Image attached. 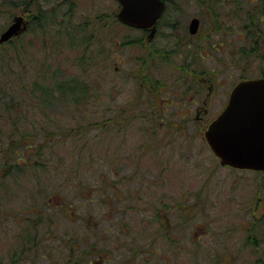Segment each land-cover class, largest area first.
Returning <instances> with one entry per match:
<instances>
[{"label":"rangeland","instance_id":"1","mask_svg":"<svg viewBox=\"0 0 264 264\" xmlns=\"http://www.w3.org/2000/svg\"><path fill=\"white\" fill-rule=\"evenodd\" d=\"M11 1L0 0V5L6 3L4 7H0L2 10L0 13V60H2L0 61L2 62L0 132L2 133L10 131L16 135L26 130L23 122L19 124V131H16L7 121L6 104L13 99L17 103L15 109L23 108L28 120H37L35 112L27 105L31 85L34 82L33 77L43 75L44 72L48 75V80L54 81L56 78L64 80L71 79L80 72L77 65L83 50L70 48L66 35L72 32L74 26H79L77 28L81 29L82 24L87 20L93 21L94 26L89 30L94 37L87 51H90L89 56L98 55L100 52L101 63L95 66L96 61H92L90 75H85L89 80L91 91L97 94L95 102L93 100L87 109L95 118L88 129V136L93 137L97 144H102L97 145L98 148L94 146L102 157L97 163L109 170L113 164L117 171L124 174L125 181L121 182V178L118 181L116 177H111L113 179H110V183L119 187L118 193L122 199H127L124 203H118L119 208L123 210L125 205L128 209L125 213L127 230L125 232L114 230L104 235L102 237L104 240L100 241V246L108 250L101 253L106 258L110 257V261L104 263L94 258L93 264H256L257 261H261L260 255L255 253L256 248L247 243V235L250 230L257 234L262 231L264 234V225H259L264 220V173L221 166L219 159L211 152L204 138V132L224 108L234 86L245 77L257 78L260 75L259 69L264 64L261 60L254 59L245 63L246 57H243V52L248 51L258 37V31L254 30L255 26L247 27L248 15L260 11L264 0H172L171 8L179 7L177 17L181 18L184 24L195 15L204 18L201 34L193 41V43L198 41L200 45L190 46L187 52L185 45L187 41L184 40L176 50L177 53L182 54V58L177 54L167 53L165 57L167 59L163 60L165 67L157 72L140 71L145 58H141V55H146L145 49L132 42L134 35L130 28L108 19L119 8L115 0H69L68 4L70 5L71 2L73 4L72 9L66 6V0H35L32 5L17 9L13 8ZM21 1L16 0V2ZM52 5L56 9L53 12L56 23L49 25L51 27L32 29L31 16L45 8L49 9ZM96 17H106L108 25L103 28ZM15 22H21V29L11 39V45L1 46L2 34ZM259 34L262 36L264 32L260 31ZM251 41L253 43H250ZM207 49L211 50L210 55L204 51ZM16 51L19 57L15 54ZM186 64L196 65L197 70L194 71V67L192 70H184ZM204 78L207 82H201ZM210 86H213L211 93ZM157 88L161 90L157 91ZM194 98L199 99V105L191 103ZM129 101L135 106L133 114L138 110L139 103H145L144 108L148 113H151L155 104L159 103L161 111L163 107L167 108L166 122L172 125L168 133L166 131L164 144H167V147L165 146L152 159H144L143 154L146 150L143 145L145 135L143 129L148 124H143L144 121L139 118L132 123L131 128H128L131 134L129 148L135 151V158L139 160V171L136 173L139 174L135 177L133 173L137 168L135 165L137 161L127 159L112 162V156H117L118 151L121 158L127 152L114 141L110 144L101 124L94 125L97 122L96 118L115 113ZM165 103L170 106H165ZM198 107L201 108L199 116ZM44 110L46 117L53 121H61L62 125L79 116H73V111L64 105L55 104L47 106ZM127 110L129 111L127 118H130L132 111L130 112V108ZM37 144L38 141L35 145ZM7 147L6 140H1L0 163L3 156H6ZM151 148L154 150L157 145L149 146L147 151ZM54 165L56 166L57 162ZM97 166L98 164L93 170V175L97 174L95 171L98 170ZM61 174L66 176L65 170ZM43 176H45L42 180L43 187L38 185L37 190L40 187L43 190H52L60 182L58 179L48 177V174ZM91 180L98 181L93 176ZM33 181L35 188L39 180ZM147 184L149 186L146 189ZM104 190L109 191L108 188ZM201 190H205V193H202L197 201L196 196ZM69 191L71 190L66 189L60 200L75 201L74 206L78 211L79 197ZM207 194L208 198H203ZM12 195L2 200L4 208L0 211V264L8 263L12 249L22 243L20 236V239L16 237L19 233L16 227L19 221H16L19 220L17 213L26 206H24L25 197L18 191ZM177 201L183 203L181 208L175 206ZM162 203L173 208L169 213L164 209L161 210L165 227L159 226L155 216L149 212L150 208ZM107 209L108 205L105 204L98 206L94 212L91 208H81L76 219L81 222L99 221L102 220ZM181 209L185 221L187 220L183 225L182 233L176 228ZM8 211L10 213L5 219V212ZM40 215L46 218L48 213L42 209ZM83 217L85 219L82 221ZM108 217L110 218L109 215ZM258 219L260 222H255ZM109 220L111 219L104 223L116 225L109 223ZM56 221L58 225L50 223L49 227L39 226L40 230L46 232L49 228L54 229L56 236L59 237L62 231L71 228H75L78 232L80 230L81 222L70 225L66 218L61 219V223L57 219ZM122 226L125 229V226ZM129 227L132 232L128 231ZM49 233L46 232V236ZM86 233L82 230L81 235ZM215 233L219 235L213 237ZM86 235L88 238L91 237L89 234ZM96 235L97 233L93 234V239L86 240L88 244L92 245L97 239ZM191 236L194 239L199 237L198 244L201 245L199 248L187 244L189 241L187 239ZM48 238L44 240L46 244L44 248L50 246ZM174 239L179 240L178 246H175ZM77 246L79 254L87 247L86 244L79 245V243ZM56 257L47 255L43 260L37 257L33 262L31 258L30 262L31 264H62L63 260ZM66 261L67 259L64 260L65 263ZM126 261L129 263H125Z\"/></svg>","mask_w":264,"mask_h":264},{"label":"trees","instance_id":"2","mask_svg":"<svg viewBox=\"0 0 264 264\" xmlns=\"http://www.w3.org/2000/svg\"><path fill=\"white\" fill-rule=\"evenodd\" d=\"M68 2L69 0H66V6L72 9V2L70 5ZM10 3L13 4V8L17 9L30 6L35 3V0H22L21 2L12 0ZM5 4L6 3L0 5V7H4ZM260 9L261 10L257 11L254 15H248L247 27L251 28L255 26L254 30L258 31V37L255 39L254 43L252 41L250 42L253 43L252 47H249L248 51L243 52V57H246L245 63H249V60L254 59L261 60L264 64V35L261 36L259 34L260 31L264 32V5L260 7ZM55 10L56 9L52 5L49 9L45 8L37 14H33L31 16L32 29H43L52 23H56V19L53 18V12H55ZM0 13H2L1 9ZM55 18H57V16ZM97 19L98 21L100 20V24L103 28L108 25L106 17H96V20ZM108 19L113 20L116 24H120L118 20H116L115 14L112 17H108ZM82 26L83 28L81 29L77 28L79 26H74L71 29L72 32L66 35V39L70 43V48L83 50L82 54L80 53L81 56L77 65L80 68V72L71 79L61 80L59 78L58 80L56 78L54 81L48 80V75L44 72L42 73L43 75H33L35 77H33L34 82L31 85L29 93L30 98H28L29 101H27V105L30 110L35 112L34 114H36L37 120H28L26 118L27 116L24 114L23 108H20V110L15 109V105L17 104L14 101L15 99L6 104L5 111L8 113L7 121L10 123L11 128L19 131V124L21 122H23L25 124L24 127H26L24 133L19 132L16 135H13L10 131L5 133L0 132V141H4L5 139L8 146L6 149V156H3L0 163V211L4 208V202L2 200L13 196L12 194L15 191H18L19 194H23L25 197L24 206L26 205L25 208L19 210L17 213L19 220L16 221H19V224L16 225L19 230L18 236L16 235V237L19 238L20 236L22 243L20 246L12 249L10 259L6 264H31L37 257L43 260L47 255L48 257L57 256L56 258H61L63 260L62 264H67V262L70 264H93L95 262L93 260L94 258H98V260L104 263L109 262L110 257L106 258L103 253H101L102 251H108L100 246V241L104 240L102 237L112 233L114 230H120L122 232L127 230L126 225L128 224H126L125 220V213L128 211V209H126L127 206L123 205V210H121L118 204L119 202L124 203L127 199H122L118 193L119 187L113 186V184L111 185L110 183V179H113L111 177H116L118 181L119 178H121L122 182L125 181V176L117 171L113 164L111 165V170H109L97 163L102 157L99 150L94 146L98 148L97 145L102 144H97V141L93 137L90 138L88 136V129L92 126L95 118L87 109L91 106L93 100L95 102L97 98L95 96L97 94L95 91H91V87L88 84L89 80H87L85 75H90L91 68L93 67L92 61H96L95 66H98L101 60L100 52H98V55L89 56L90 51H87L90 49L94 37L92 31L89 30L94 26L93 21L87 20ZM254 33L253 31V34ZM11 44L12 41L10 40L7 43H3L1 46ZM15 54L19 57L18 51H16ZM1 65L2 62L0 63V66ZM259 70V77H264V65H262ZM246 78L247 77L243 78V80ZM10 83H12V81ZM156 90L160 91L161 89L157 88ZM155 94L157 95V92H155ZM54 103L66 107L68 106V108L73 111V116H79L73 117L68 122H64L63 125L61 121H53L45 116L44 109L47 108V106L55 105ZM133 105L131 101L125 103L123 107L115 113L107 117L96 118L97 122L94 125L97 126V124H101L102 128L105 129V137L109 139L110 144L114 141L122 150L127 152L121 158L119 157L120 154L118 151L117 156H112V162L127 159H135L137 161L135 164L137 168L133 173L135 177V175L138 176L139 174H136L139 171V160L135 158V151L129 148L131 134L128 128H131L132 123L139 118L144 121L143 124H148V126L143 129L145 131L143 145L146 147L143 154L144 159H152L156 157L165 146L167 147V144H164V140L172 125L166 122L167 108L163 107L161 111L159 103L155 104L154 110H152L151 113H148L146 108H144L146 107L145 103H139L137 106L138 110L133 114L135 110V106ZM165 106L169 107L170 105L165 103ZM126 108H130V112L132 111L130 118H127L129 111ZM36 141H38L37 146L35 145ZM153 144H156L157 148L154 150L151 148L147 151L148 147ZM35 146L36 148L34 149ZM55 162H57L56 166L54 165ZM96 164H98L96 168L98 170H95L97 174L93 175ZM64 170L66 176H62L61 174ZM44 174H48V177L58 179L60 182L56 184L52 190H43L41 187H43L42 180L45 177L43 176ZM92 176L98 181L93 182L91 180ZM80 178L85 179V181H82ZM35 179L39 180V184L36 183L34 188L33 180ZM55 183L56 181H54V184ZM38 185H41L39 190L36 189ZM147 186H149V184L145 186L146 189ZM104 188H108L109 191L104 190ZM66 189L71 190L69 193L75 194L77 198L79 197L77 201L78 211H80L81 208L87 207L91 208V211L93 210L92 212H94V209L98 208V206L103 204L108 205V209L102 217V220H85V222H81V220L76 219L78 211H76L74 206L75 201L68 200L62 202L60 200L61 195H64ZM128 191L130 190L128 189ZM202 193H205V190L198 192L196 196L197 201L200 199ZM56 197L58 198L54 200L53 198ZM203 198H208V194ZM182 204V202L177 201L175 206L181 208ZM42 209L48 213L46 218L40 215ZM162 209L169 213L173 208L162 203L150 208L149 212H152L155 216L159 226L165 227L166 224L162 220ZM202 209H204V207ZM5 213L4 217L6 219L10 212L8 211ZM84 217L83 219L81 218L82 221L85 219ZM65 218L70 225L81 222L79 232L75 228H71L70 230L62 231L59 237L56 236L54 229L51 230L49 228L46 231L47 233L50 232L48 236H46V232L40 230L41 227L39 226L47 225V227H49L50 223L57 224L56 219L61 223V219ZM178 218L179 222L176 224V228L182 233V231H184L182 230L184 228L183 225L187 223V220L185 221L184 219L183 209L180 210V216ZM108 219H111L109 223H116V225H106L104 222ZM263 221L264 220L261 222L259 221V225H264ZM122 225L125 226V229ZM82 230H85L87 232L86 234H89L91 237L88 238L86 234L81 235ZM128 231L132 232L131 227H129ZM96 233L97 239L92 242V245L88 244L89 242L86 240L90 238L93 239V234ZM192 236L187 240L193 242L195 248H199L201 246L198 244V242H200L199 237L194 239ZM46 237H49L48 240H50L49 248H44V245H46L44 243ZM166 238L167 236H165V239ZM170 242L172 243V241ZM173 242H176L175 246H178L177 243L179 240L174 239ZM78 243L79 245H87L81 254L78 253ZM247 243L251 244L253 248H256L255 253H258L261 257V261H257L256 264H263V232L261 231L257 234L255 231L250 230L247 235ZM129 257H131V255ZM31 258H33L32 262H30ZM125 258L128 259V257ZM65 259H67L66 263L64 262ZM127 261L125 263H129ZM52 263H54V261Z\"/></svg>","mask_w":264,"mask_h":264},{"label":"water","instance_id":"3","mask_svg":"<svg viewBox=\"0 0 264 264\" xmlns=\"http://www.w3.org/2000/svg\"><path fill=\"white\" fill-rule=\"evenodd\" d=\"M116 17L124 25L145 29L162 15L164 0H116ZM199 19L191 21L196 34ZM11 24L1 42L11 40L21 29ZM204 138L222 166L238 170L264 172V77L240 81L233 88L225 109L208 125Z\"/></svg>","mask_w":264,"mask_h":264},{"label":"flooded vegetation","instance_id":"4","mask_svg":"<svg viewBox=\"0 0 264 264\" xmlns=\"http://www.w3.org/2000/svg\"><path fill=\"white\" fill-rule=\"evenodd\" d=\"M171 1L172 0H164L165 2L164 11L162 15L155 21L154 25L151 26L150 28L138 29V28L128 27L133 31L134 37L133 39H131L132 42L134 44L136 43L140 45L142 49H145L146 52L145 56L141 55V58L142 57L145 58L141 64L142 66L140 71L146 70L147 72H153V71L157 72L162 70V68L165 67V64H163L164 62L163 60L167 59L165 58L167 57V53H172L173 55L177 54V56L182 58V54L177 53L176 50L181 45V42H183L184 40L187 41L185 44L187 52L190 46L193 45L195 47H198L197 45H200L198 41L195 43H193V41L197 39L198 36L201 34V31L203 29L204 18L201 15H195L191 19H188L184 24V22L181 21V18L177 17L179 13L177 8L179 7L176 6L171 8ZM116 13H115V18L116 20H118L116 17ZM195 18H198L200 23L197 33L191 34L190 24L191 21ZM213 24L215 25V23ZM167 42L169 44H167ZM204 51L207 52V55H210L211 50L207 49ZM188 55L190 56L189 53ZM193 67H194V71H196L197 70L196 65L186 64L184 70H192ZM201 82H207V80L204 78L201 80ZM209 90L211 93L213 91V86H210ZM229 98L227 99L226 104L224 105V108L220 111V113L227 106ZM199 102L200 101L197 98L191 100V103H194L196 105H199ZM204 104H206V101H204ZM197 112H198L197 115L199 116L201 112L200 107L197 108ZM205 113H207V109H205ZM259 220L260 219H258L255 222H258ZM214 235L217 237L219 234L215 233ZM187 244L190 247L194 246V243L191 241H188ZM217 259H219V257Z\"/></svg>","mask_w":264,"mask_h":264}]
</instances>
